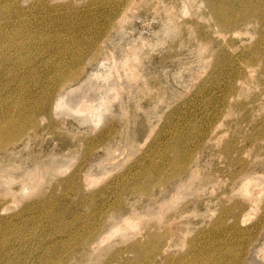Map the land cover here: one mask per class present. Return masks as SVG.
<instances>
[{"label":"rangeland","instance_id":"374dc122","mask_svg":"<svg viewBox=\"0 0 264 264\" xmlns=\"http://www.w3.org/2000/svg\"><path fill=\"white\" fill-rule=\"evenodd\" d=\"M235 2L222 31L204 0H0V112L34 120L0 264H264V0Z\"/></svg>","mask_w":264,"mask_h":264},{"label":"bare ground","instance_id":"6f19581e","mask_svg":"<svg viewBox=\"0 0 264 264\" xmlns=\"http://www.w3.org/2000/svg\"><path fill=\"white\" fill-rule=\"evenodd\" d=\"M204 2L206 3V5L209 9V14L212 16V19L214 20L215 24L222 31H226V30H229L232 28L234 29L235 26L238 25L239 23L248 22L250 20V16H251L252 12L254 11V6L252 4H250L252 6L241 7L242 4H236L235 0H204ZM74 73H72V74H74ZM72 74L68 77H62L61 76L60 80H64V81L68 80V78H70L72 76ZM69 80L71 82V79H69ZM16 109H18V110L17 111L13 110V112L15 111L14 113H9V111L11 109L9 111L7 109H5V110L3 109L0 112V121H2L0 123V149H4L7 146V144L10 142V140L12 138H14V136L19 135L22 132L25 124L34 125L33 117L30 114H26L25 110L22 109L21 106L17 105ZM40 109H42V106H40ZM10 144H11V142H10ZM177 173H178V171H177ZM177 173L175 171L173 173V175H176ZM174 177L175 176H173L172 178H174ZM116 214H117V212H116ZM101 226H104V225L101 224L100 227ZM99 228L93 235H95L96 233H98L101 230V229L99 230ZM88 244L89 243H86L84 247L75 248L73 250V251H75L73 253H76L75 256L78 258L77 263L80 264L81 262L84 261V259H85L84 257H85V253H86L85 248ZM132 248L137 251V248L135 246H132ZM139 252H141V251H139ZM137 253H138V251H137ZM67 259H68V257L64 261L65 262L64 264H66V262L70 258L68 260Z\"/></svg>","mask_w":264,"mask_h":264}]
</instances>
